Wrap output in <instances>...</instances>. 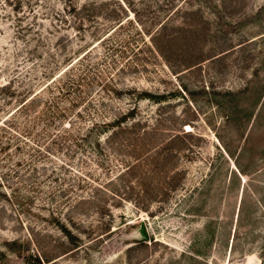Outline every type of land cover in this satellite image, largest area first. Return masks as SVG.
Here are the masks:
<instances>
[{"label": "rangeland", "instance_id": "374dc122", "mask_svg": "<svg viewBox=\"0 0 264 264\" xmlns=\"http://www.w3.org/2000/svg\"><path fill=\"white\" fill-rule=\"evenodd\" d=\"M0 264H264V0H0Z\"/></svg>", "mask_w": 264, "mask_h": 264}, {"label": "water", "instance_id": "95a60500", "mask_svg": "<svg viewBox=\"0 0 264 264\" xmlns=\"http://www.w3.org/2000/svg\"><path fill=\"white\" fill-rule=\"evenodd\" d=\"M142 235L144 236V237H146L147 235L142 231Z\"/></svg>", "mask_w": 264, "mask_h": 264}]
</instances>
